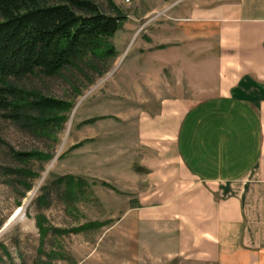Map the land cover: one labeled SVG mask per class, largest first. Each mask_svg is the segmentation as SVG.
<instances>
[{"label":"rangeland","instance_id":"374dc122","mask_svg":"<svg viewBox=\"0 0 264 264\" xmlns=\"http://www.w3.org/2000/svg\"><path fill=\"white\" fill-rule=\"evenodd\" d=\"M93 1L107 15L118 9L125 16L105 43L114 56L58 77L36 74L16 81L73 102L62 127L44 137L0 109V168L32 173L22 182L0 170V264H213L181 249L177 221L160 201L169 193L161 176L167 151L139 133L143 117L158 113L165 100L194 105L218 95V27L204 13L216 0ZM32 150L51 158L22 163L13 156ZM66 175L87 184L73 203L65 202L54 183ZM42 187L46 203L37 201ZM24 206V217L16 215ZM38 215L50 229L91 225L79 233L48 232L42 243Z\"/></svg>","mask_w":264,"mask_h":264},{"label":"crops","instance_id":"0c3cea01","mask_svg":"<svg viewBox=\"0 0 264 264\" xmlns=\"http://www.w3.org/2000/svg\"><path fill=\"white\" fill-rule=\"evenodd\" d=\"M210 8L218 95L194 105L163 101L143 117L139 135L167 151L161 176L169 193L160 201L177 221L184 253L264 264V0H216Z\"/></svg>","mask_w":264,"mask_h":264},{"label":"trees","instance_id":"16d2710c","mask_svg":"<svg viewBox=\"0 0 264 264\" xmlns=\"http://www.w3.org/2000/svg\"><path fill=\"white\" fill-rule=\"evenodd\" d=\"M114 12L115 15L103 13L93 0H0V109L44 137H50L57 125L61 128L74 103L45 96L16 81L36 74L54 78L67 70L81 71L83 65L92 67L107 61L114 56V50L112 47L105 50V43L125 22L118 9ZM13 156L22 163L51 158L50 154L37 150L14 152ZM0 170L22 182L32 176L29 170L20 168ZM54 183L68 203L78 200L87 188L82 179L68 175L56 178ZM25 187L27 192L32 189L31 184ZM46 190L41 188L44 195L38 198V203H46ZM90 225L71 232L85 231ZM36 227L42 243L48 232L71 233L46 228L41 215L36 217Z\"/></svg>","mask_w":264,"mask_h":264},{"label":"water","instance_id":"95a60500","mask_svg":"<svg viewBox=\"0 0 264 264\" xmlns=\"http://www.w3.org/2000/svg\"><path fill=\"white\" fill-rule=\"evenodd\" d=\"M20 209H23V210H25V206L24 207H21ZM24 212L22 213V217H24ZM18 220V217L17 216H15V218L13 219V220H10L9 222H8V224L4 227V229H3V232L4 231H6L13 223H15L16 221Z\"/></svg>","mask_w":264,"mask_h":264},{"label":"bare ground","instance_id":"6f19581e","mask_svg":"<svg viewBox=\"0 0 264 264\" xmlns=\"http://www.w3.org/2000/svg\"><path fill=\"white\" fill-rule=\"evenodd\" d=\"M23 210L19 209L18 213L16 215L22 214Z\"/></svg>","mask_w":264,"mask_h":264}]
</instances>
